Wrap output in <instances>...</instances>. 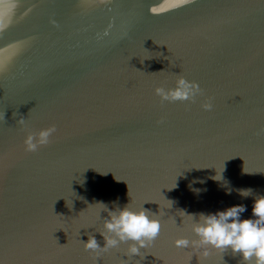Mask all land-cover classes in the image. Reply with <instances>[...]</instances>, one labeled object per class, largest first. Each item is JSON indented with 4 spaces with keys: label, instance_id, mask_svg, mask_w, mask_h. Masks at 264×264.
<instances>
[{
    "label": "water",
    "instance_id": "1",
    "mask_svg": "<svg viewBox=\"0 0 264 264\" xmlns=\"http://www.w3.org/2000/svg\"><path fill=\"white\" fill-rule=\"evenodd\" d=\"M180 76L194 99L155 94ZM239 188L264 195V0H0V264H245L173 244L196 239L187 214L251 216ZM97 202L143 206L159 235L139 256L85 249L104 243Z\"/></svg>",
    "mask_w": 264,
    "mask_h": 264
},
{
    "label": "clouds",
    "instance_id": "2",
    "mask_svg": "<svg viewBox=\"0 0 264 264\" xmlns=\"http://www.w3.org/2000/svg\"><path fill=\"white\" fill-rule=\"evenodd\" d=\"M200 91L196 82L187 81L182 76L177 78L174 89L163 87L154 89L155 94L163 100L194 99ZM202 107L206 111L211 110L212 104L204 103ZM20 123H23V120ZM54 131V126H51L37 132H29L24 139L26 149L35 151L39 146L47 144ZM222 173L223 171L217 176L216 172L212 179L223 181L222 187L225 188L227 194H231L233 188L224 179ZM197 182L203 183L202 180L194 179L189 187L192 191L199 193L202 189L193 187ZM235 191L242 197H254L251 216L242 217V214L247 211V206L244 204H234L215 212H201L196 216L187 214L191 217L190 228L196 239L190 240L186 236H181L176 238L173 244L179 248L192 245L203 257L209 255L210 249L230 250L233 255L239 254L245 264L249 261H254V264H264V195L254 193L251 188H239ZM97 203L102 204L103 211L107 212V216L102 217L103 231L99 232L104 243L101 246L96 236L89 233L87 240L82 241L87 250L107 251L118 247L121 243L131 241L125 255L139 256L141 249L149 246L160 233V220L143 206L133 208L127 203L120 207L114 202L116 207L110 210L105 203Z\"/></svg>",
    "mask_w": 264,
    "mask_h": 264
}]
</instances>
